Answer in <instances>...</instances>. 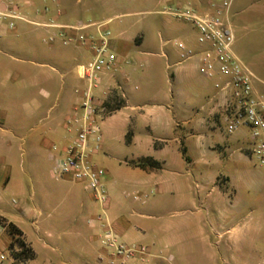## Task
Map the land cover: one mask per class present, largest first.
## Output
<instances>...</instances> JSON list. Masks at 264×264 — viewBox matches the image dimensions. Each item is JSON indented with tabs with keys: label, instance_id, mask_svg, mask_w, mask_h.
Here are the masks:
<instances>
[{
	"label": "rangeland",
	"instance_id": "374dc122",
	"mask_svg": "<svg viewBox=\"0 0 264 264\" xmlns=\"http://www.w3.org/2000/svg\"><path fill=\"white\" fill-rule=\"evenodd\" d=\"M206 1L0 0L6 15L0 19V167L11 179L6 187L0 184V216L19 221L33 242L34 257L27 264H110L99 232L88 228L90 217L81 213V201L97 216L106 214L108 221L129 230L130 237L120 239L147 251L143 264H264V169L248 157L238 159V148H248L249 140L242 132L227 135L218 116L213 115L214 124L220 125L216 135L238 138L240 145L227 142L225 157L215 150L219 159L209 174L201 169L175 177L164 174L162 188L137 187L132 177L120 173L119 162L126 161L127 152L116 135L106 133V148L92 156V163L110 177L105 208L85 193L82 183L69 180H64L69 182L64 187L74 189L76 203L71 199L69 204L70 198L59 194L57 202L47 201L48 191L65 184L63 179L55 183L52 173L59 156L52 152L48 161L49 152L30 139L61 123L77 98L74 87L83 86L74 67L91 60L77 44H64V26L107 23L113 52L114 44L120 43L125 54H150L136 56L138 73L129 85L138 87L133 92L138 94L147 90L138 78L142 71L156 72L164 62L178 61L174 42L198 47L195 30L167 15L168 9L188 6L204 14L212 10ZM224 1L211 0L214 5ZM232 4L241 11L239 21L229 23L233 54L254 76V91L264 96V0H231ZM64 14L65 20L55 19ZM121 105L119 97L108 94L104 117ZM240 152L247 156L244 149ZM22 199L41 207L42 216L32 218L36 224L20 218L17 205ZM56 205L71 208L64 213L71 218L64 225L51 224L58 215ZM0 239L6 236L0 234Z\"/></svg>",
	"mask_w": 264,
	"mask_h": 264
},
{
	"label": "crops",
	"instance_id": "0c3cea01",
	"mask_svg": "<svg viewBox=\"0 0 264 264\" xmlns=\"http://www.w3.org/2000/svg\"><path fill=\"white\" fill-rule=\"evenodd\" d=\"M206 3L209 6L213 5L211 0H207ZM240 14L241 11H237L236 6L232 4L228 13V22L236 24ZM65 18V14L63 17H55L59 20H65ZM134 42L139 43L136 40ZM114 47L116 49L114 52L117 60L116 69L112 75L105 74L101 77L100 87L95 93L98 97H101L103 92H107V95L112 93L122 100V105L102 119L100 125L103 137L101 150L106 148V133L117 136L119 143L127 152L126 161L124 163L119 162V172L132 177L137 187L143 188L154 185L162 188L164 174L175 177L181 176L185 172L187 175L188 169H201L202 174H209L211 166L219 159V156L216 157L214 154L215 150L218 149L225 157V150L226 152L230 150L229 147L225 146L227 142L240 145L238 138L225 140L221 134L216 135V132L220 130V125L219 123L214 124V116L212 115L215 101L214 81L206 80L197 73L196 62L166 61L164 67L162 69L160 67V70L156 72H153L151 68L142 71L138 78L144 82L147 90L143 93L133 94L134 91L139 90L138 87L130 88L129 85L138 73L135 70L136 56L149 57L151 55L142 51L125 54L120 43L114 44ZM77 66L79 65L74 67L75 74ZM127 67L130 70H127ZM156 82L159 83L160 87H155ZM79 87L81 86L74 87L75 95V91ZM76 97V100L62 114L61 123L58 122L46 132H40L30 137L34 145L41 146L49 152L48 161H50L52 152L58 156L61 155L62 149L71 142L74 136V131L69 129L66 122L76 114L75 111L79 114L77 107L80 99L77 95ZM210 132L213 134L210 135ZM56 142H62V144L56 145ZM54 147L57 149L56 151H53ZM241 149L245 150L243 147L238 148V159L243 161L248 156H244L240 152ZM142 158L152 159L159 165L158 169L142 170L136 168L134 163ZM104 179L106 183H103L106 188L105 184L110 180L109 175L106 174ZM64 180L68 179L64 178L61 181V183H65L64 185L56 186L47 194L45 192L47 201L57 202L59 200L57 195L59 194V196L63 195L70 198L67 201L69 204L71 199L73 203H76L74 189L64 187L69 183ZM10 181L8 170L3 166L0 167V184L6 187ZM59 181L55 179V183L60 185ZM20 189L22 191L21 184ZM84 191L86 194L88 193L85 189ZM34 195L32 193L30 200L34 199ZM13 203L16 204L14 201ZM43 203L44 201L40 202L41 205ZM108 206L109 201L106 207ZM80 207L81 213L90 217L87 221L88 228L97 230L100 238L102 228L100 222L97 221L96 212L87 206V202L81 201ZM61 208L60 205H56L54 213L57 212L58 215L53 218L52 225L54 223L64 225L68 220H71L70 215L64 214H69L71 208L69 206L68 208L64 206L62 210ZM17 210L20 218L31 221V225L36 224V220H32L34 215H36V219L42 216L41 207L30 206L25 199H22L17 205ZM12 220V222L6 221L20 231L23 241L34 252L33 242L22 232L18 226L19 221ZM108 222L120 238L130 237L129 230L123 225ZM0 234L6 236V240L0 239V249H5L8 247L9 239L2 227H0ZM218 236L221 238L223 234ZM231 259L233 260L232 257ZM210 261H214V258L212 257Z\"/></svg>",
	"mask_w": 264,
	"mask_h": 264
},
{
	"label": "built area",
	"instance_id": "2783aa9c",
	"mask_svg": "<svg viewBox=\"0 0 264 264\" xmlns=\"http://www.w3.org/2000/svg\"><path fill=\"white\" fill-rule=\"evenodd\" d=\"M231 0L211 5L212 10L199 14L194 8L178 6L168 9L167 15L190 25L196 32L197 48L174 42L178 62L197 63V73L206 80L214 81L215 91L212 115L219 117L224 132L231 136L242 132L249 140L245 152L257 167L264 169V96L253 88L254 76L235 57L232 51L228 13ZM0 4V19L6 17ZM10 18H15L11 16ZM107 23L64 26L61 34L64 44L75 43L87 50L91 60L76 68L77 79L83 86L76 89L80 99L76 112L66 124L74 131L71 142L62 149L52 173L55 179H68L82 183L92 200L103 208L108 204V192L103 180L105 172L92 163L102 146L99 121L104 118V101L107 92L96 96L101 77L116 69V55L111 50ZM57 149L54 147L53 151ZM102 228L101 244L110 264H143L148 261L147 251L123 243L119 234L108 222L105 214L97 217ZM20 249H0V264H25L16 258Z\"/></svg>",
	"mask_w": 264,
	"mask_h": 264
},
{
	"label": "trees",
	"instance_id": "16d2710c",
	"mask_svg": "<svg viewBox=\"0 0 264 264\" xmlns=\"http://www.w3.org/2000/svg\"><path fill=\"white\" fill-rule=\"evenodd\" d=\"M136 168L142 170H156L159 165L150 158H142L134 163ZM0 227L4 229L5 234L9 238V249H20L15 255L21 262H28L33 259L34 254L31 249L25 244L22 239L20 231L11 223H8L5 219L0 217Z\"/></svg>",
	"mask_w": 264,
	"mask_h": 264
}]
</instances>
